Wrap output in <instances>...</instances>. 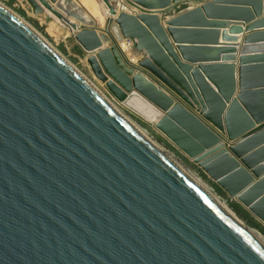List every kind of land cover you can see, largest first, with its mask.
<instances>
[{
    "label": "water",
    "instance_id": "95a60500",
    "mask_svg": "<svg viewBox=\"0 0 264 264\" xmlns=\"http://www.w3.org/2000/svg\"><path fill=\"white\" fill-rule=\"evenodd\" d=\"M120 1L136 12L112 19ZM102 2L97 47L128 39L143 57L133 75L110 50L128 94L94 55L92 73L122 105L145 99L155 129L264 223V0ZM138 76L170 105L146 99ZM0 264H264V247L0 5Z\"/></svg>",
    "mask_w": 264,
    "mask_h": 264
},
{
    "label": "rangeland",
    "instance_id": "374dc122",
    "mask_svg": "<svg viewBox=\"0 0 264 264\" xmlns=\"http://www.w3.org/2000/svg\"><path fill=\"white\" fill-rule=\"evenodd\" d=\"M78 2L95 17L99 27H104L106 17L103 15L104 11L102 13V9L99 7L100 4L104 5L101 0H78ZM0 5L26 22L38 35L44 38L49 46L64 60L92 83L94 82L93 84L98 87V89L104 93L105 91L107 92V89L101 85V82L99 83L95 79L86 60L88 56L87 52L79 45V42L75 40L74 33L65 27L56 17L47 11L43 15H34L32 9L24 0H0ZM187 8L189 7L181 6L175 8L171 13L165 15V17L176 15L183 10H187ZM131 47H133L132 43ZM133 54L136 55V53ZM107 94L111 96L109 92H107L106 95ZM119 110L122 115L126 117L125 119H128L132 124L134 123V125L136 124V128L140 130L138 131L139 134L153 143L166 157L173 159L174 163L176 162L178 165L182 166L186 172L194 175L200 180L206 189L230 209L246 227H249L252 231L254 230L253 232L259 234V236L264 239V223L255 218L248 209L241 205L236 199L229 197L215 182L209 179L197 164L171 144L163 134L159 133L154 128L153 124L122 106L119 107ZM178 165L177 167L180 168ZM185 171L183 172L187 174Z\"/></svg>",
    "mask_w": 264,
    "mask_h": 264
},
{
    "label": "bare ground",
    "instance_id": "6f19581e",
    "mask_svg": "<svg viewBox=\"0 0 264 264\" xmlns=\"http://www.w3.org/2000/svg\"><path fill=\"white\" fill-rule=\"evenodd\" d=\"M54 8L58 10L63 16L65 15L72 21L73 23L79 25V26H88L93 28L92 30H87L83 31L81 27H79L77 30H72L68 24H66L64 21H60L65 27H67L70 31L74 33V37L76 41H79V45L87 52V59L91 55H94L97 57L99 63L101 64L105 74L114 82L116 83L123 91H125L127 94L131 93L133 88L131 84V77L127 76L128 78L124 79L123 76H120L119 72L116 70L119 68L117 64L114 62L113 58L111 57L112 52L110 51L114 46L110 43L111 39L109 40V43H103L105 44L104 46L101 44L100 48L97 46L100 45V40L102 38H106L103 32H101L100 29L105 28L106 20L108 17H110L109 14V9L105 5H101L102 13L104 11V16L105 18V24L104 27H99V24L95 17H93L83 6L78 2V0H47ZM102 2V0H101ZM103 3V2H102ZM104 4V3H103ZM111 8L114 10V16L112 19H115L119 15L120 12H126V13H135L133 9L127 7L123 2H117V3H111ZM49 13V12H48ZM20 18V17H19ZM23 21V20H22ZM111 37L113 35L111 34ZM47 43V42H46ZM117 48H115L118 57H120V63L124 64L127 66L130 71V74H136L137 72V66L139 62L142 60V56L138 53L134 55L133 53V47H131V41L128 39H121L120 41L116 42ZM113 49V51H115ZM200 55H204V57H208L210 54L212 55L213 52H207L205 50L198 51ZM86 59V60H87ZM126 63H125V62ZM88 63V60H87ZM89 65V64H88ZM133 66V67H131ZM90 67V66H89ZM135 68V69H133ZM125 74L127 73L124 70ZM80 73V72H79ZM81 74V73H80ZM82 75V74H81ZM83 76V75H82ZM85 79H87L85 76H83ZM95 77V75H94ZM95 79L100 83V81L95 77ZM90 81V80H89ZM91 82V81H90ZM92 83V82H91ZM94 83V82H93ZM136 84L140 90L147 96L146 99H149L151 103H153L157 108L164 109L168 107L171 103V100L166 97L162 92L158 91L157 88L149 83L144 77L138 76L136 77ZM102 86L106 88L105 83H101ZM98 88V87H97ZM107 89V88H106ZM100 93L104 97V99L109 102L112 106V108L117 112L121 117L124 119V117L119 110V107H124V108H135V111H141L146 118L149 116V121H152L151 124L155 125L157 122L156 121V116L152 114V112L156 115L155 111H150L149 106L145 103V99L141 98L140 100L137 96L136 97H130L125 104H120L116 100H114L111 96L108 94L106 95L107 92L105 91L102 92L99 89ZM145 98V97H144ZM145 101V102H144ZM129 106V107H128ZM154 106V107H155ZM155 107V108H156ZM130 108V109H132ZM156 110V109H155ZM137 132L140 131L138 128H136V124H132L128 119H125ZM155 122V123H154ZM159 133L163 134V132L159 129L156 128ZM139 133V132H138ZM141 135V134H140ZM164 135V134H163ZM165 136V135H164ZM147 139V138H145ZM148 140V139H147ZM154 145L153 143H151ZM228 144H231L230 141H228ZM170 159V158H169ZM173 161V159H170ZM174 162V161H173ZM176 163V162H175ZM177 164V163H176ZM178 165V164H177ZM183 171H185L182 166L178 165ZM179 168V169H180ZM180 169V170H181ZM186 172V171H185ZM187 176H189L194 182H196L203 190H205L215 201L216 203L223 209L225 210L233 219H235L237 222L240 224L244 225L237 217L236 215L228 209L223 203H221L213 194L209 192V190L206 189V187L202 184L200 180H198L194 175L189 174L186 172ZM256 218V217H255ZM245 226V225H244ZM249 228V227H248ZM250 233L252 236L257 240L260 245L264 247V239L259 236V234L253 232L250 230Z\"/></svg>",
    "mask_w": 264,
    "mask_h": 264
},
{
    "label": "crops",
    "instance_id": "0c3cea01",
    "mask_svg": "<svg viewBox=\"0 0 264 264\" xmlns=\"http://www.w3.org/2000/svg\"><path fill=\"white\" fill-rule=\"evenodd\" d=\"M199 4H195L194 7H198ZM186 7H191V5H187ZM167 17H165L164 19H166Z\"/></svg>",
    "mask_w": 264,
    "mask_h": 264
}]
</instances>
